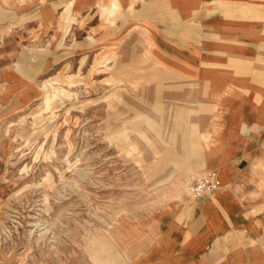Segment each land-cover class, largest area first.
<instances>
[{
	"label": "rangeland",
	"instance_id": "obj_1",
	"mask_svg": "<svg viewBox=\"0 0 264 264\" xmlns=\"http://www.w3.org/2000/svg\"><path fill=\"white\" fill-rule=\"evenodd\" d=\"M144 1L108 17L120 23L103 34L78 29L65 8L52 31L0 11V264H183L182 254L186 264H264V242L244 236L179 252L172 219L186 226L194 206L179 188L205 174L200 134L214 109L126 26ZM117 230L135 247L128 261Z\"/></svg>",
	"mask_w": 264,
	"mask_h": 264
},
{
	"label": "crops",
	"instance_id": "obj_2",
	"mask_svg": "<svg viewBox=\"0 0 264 264\" xmlns=\"http://www.w3.org/2000/svg\"><path fill=\"white\" fill-rule=\"evenodd\" d=\"M136 2L0 0V11L31 14L35 27L52 31L59 24L63 29L69 17L60 19L58 12L65 8L78 29L103 34L120 23L108 17H128ZM139 10L145 15L126 20V26L141 32L149 57L165 71L207 92L206 104L214 109L204 136L210 143L207 153L228 155L220 165L207 167L224 171L219 189L193 203L184 216L186 226L172 219L174 231L182 228L180 254L203 251L211 242L224 244L223 238L232 236L263 244L264 0H145ZM218 140L221 153L216 151Z\"/></svg>",
	"mask_w": 264,
	"mask_h": 264
},
{
	"label": "bare ground",
	"instance_id": "obj_3",
	"mask_svg": "<svg viewBox=\"0 0 264 264\" xmlns=\"http://www.w3.org/2000/svg\"><path fill=\"white\" fill-rule=\"evenodd\" d=\"M102 8V7H101ZM65 93V92H64ZM44 100L46 101V103L48 104L49 103V101L52 99V96H49V94H44ZM185 120H186V118H185ZM186 123V122H185ZM184 127V126H183ZM186 134V133H185ZM188 139H189V137L188 136H186ZM206 137V136H205ZM205 137H202L201 136V134H200V140L202 141V148H200L201 150H200V152L202 153V155L203 156H205L206 158H205V161H206V166L205 165H203V163H201L200 165V169H201V171L202 172H204V173H208L207 172V167H209V166H212V164L214 163V162H216L218 159L217 158H219V157H216L215 155H210L209 154V152L207 153V150L209 149V147H210V143H209V141L207 140V139H205ZM191 139V138H190ZM184 146H185V148H186V155L187 156H191L193 153H194V150H196V148L197 147H195V145H194V143L192 142H190V140H188V141H186L184 144H183ZM191 150V151H190ZM206 150V151H205ZM197 168H198V166H197ZM197 168H193V169H191L190 171L191 172H193V171H195V170H197ZM191 183H189L188 184V186H183L182 188H179V189H182V190H180L181 191V194L182 195H184V194H190V189H189V185H190ZM151 225V224H150ZM152 226V225H151ZM150 226V227H151ZM123 237H124V235H123V231H121V230H117L115 233H114V235L112 236V239L113 240H119L121 243V247H122V254H123V256H124V258L126 259V261H128V260H130V258L133 256L132 254L133 253H135V251H133V249L135 248L134 246H133V244L130 242V243H127V242H125V240L123 239ZM149 241V240H148ZM139 244V243H138ZM137 249V248H136ZM135 249V250H136Z\"/></svg>",
	"mask_w": 264,
	"mask_h": 264
},
{
	"label": "built area",
	"instance_id": "obj_4",
	"mask_svg": "<svg viewBox=\"0 0 264 264\" xmlns=\"http://www.w3.org/2000/svg\"><path fill=\"white\" fill-rule=\"evenodd\" d=\"M220 187L218 173L214 170H209L199 179L194 181L190 186V199L194 203L203 200L216 192Z\"/></svg>",
	"mask_w": 264,
	"mask_h": 264
}]
</instances>
